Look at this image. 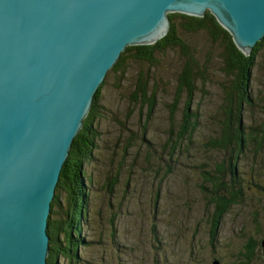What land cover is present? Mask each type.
<instances>
[{"label":"rangeland","instance_id":"1","mask_svg":"<svg viewBox=\"0 0 264 264\" xmlns=\"http://www.w3.org/2000/svg\"><path fill=\"white\" fill-rule=\"evenodd\" d=\"M182 36L196 45L209 72L192 105L198 129L186 137L188 150L180 138L174 139L179 167L168 169L171 129L182 124L185 112L184 105L176 113L170 107L184 63L176 50L151 69L159 105L149 120L126 105L139 71L148 65L129 60L125 71H109L96 147L85 165L92 177L86 183L82 231L86 243L75 264H240L253 242L250 264H264V148L256 136L264 128V48L251 79L252 101L242 109L246 135L252 137L235 158L241 198L213 234L215 208L201 186L209 185L205 172L236 154L232 148L224 152L214 145L225 123L229 76L220 68L217 43L203 33ZM188 162L196 173L186 170ZM65 196L63 191L62 200Z\"/></svg>","mask_w":264,"mask_h":264},{"label":"water","instance_id":"2","mask_svg":"<svg viewBox=\"0 0 264 264\" xmlns=\"http://www.w3.org/2000/svg\"><path fill=\"white\" fill-rule=\"evenodd\" d=\"M208 11L246 53L264 39V0H0V264H47L62 169L123 51Z\"/></svg>","mask_w":264,"mask_h":264},{"label":"trees","instance_id":"3","mask_svg":"<svg viewBox=\"0 0 264 264\" xmlns=\"http://www.w3.org/2000/svg\"><path fill=\"white\" fill-rule=\"evenodd\" d=\"M170 18V29L163 38L152 44L129 45L110 72L125 71L129 60L148 65L146 70L139 71L137 80L126 97V105L129 104L133 110L137 109L140 114H146V120H149L159 105L157 90L154 88L155 82L151 79V69L161 66L169 51L176 50L180 53L184 63L176 76V95L170 103L173 113L179 111L182 105L185 107L182 124L178 128L171 129L175 137H170L173 144L169 148L168 169H176L179 164L175 154L174 139L180 138L181 143L184 144L182 147L188 150L186 137L189 134L192 135L196 128L198 129L196 124L198 114L192 109L195 98L193 95L200 83L209 80V72L206 67H203L201 57H198L196 45L189 43L182 35L203 33L218 44L219 58L222 60L220 68L229 76V80L225 87V100L228 103L224 110L225 123L222 124L221 135L214 140V145L224 152L232 148L236 154L231 155L228 163L224 161L215 166L213 171L205 172L204 176L209 185L201 186L207 193L209 201L214 204V221L216 222L212 225V232L215 234L219 221L241 198V189L237 188L235 158H239L245 143L252 137L246 135L242 122V109L244 105L252 101L251 79L257 55L264 48V39L256 44L252 53H246L238 47L230 31L210 11L203 17L171 13ZM107 78L108 75L95 95L94 103L74 139L70 155L62 169L49 217L48 264L79 262L80 246L86 243V238L82 235L86 217L84 208L88 199L86 183L87 178L92 181V177L87 176L85 165L96 147L99 120L104 112L102 109L104 104L101 103ZM191 109L195 114L193 118ZM256 136H259L258 142L264 148V128ZM256 136L254 141L257 145ZM187 164L184 166L186 170L195 172L189 162ZM116 172L119 170L117 169ZM113 186L111 185V188ZM63 191L67 193V197L65 196L62 200ZM254 247V242L248 245V253L244 255L243 262L240 264L251 263L255 255Z\"/></svg>","mask_w":264,"mask_h":264},{"label":"flooded vegetation","instance_id":"4","mask_svg":"<svg viewBox=\"0 0 264 264\" xmlns=\"http://www.w3.org/2000/svg\"><path fill=\"white\" fill-rule=\"evenodd\" d=\"M199 85H200V84H199ZM198 90H199V86H198ZM198 90L196 91V93H195L193 96H196V95H197ZM191 112H192V114H193V116H192V118H193L195 114L193 113L192 109H191ZM263 245H264V240H263ZM214 264H215V263H214Z\"/></svg>","mask_w":264,"mask_h":264},{"label":"bare ground","instance_id":"5","mask_svg":"<svg viewBox=\"0 0 264 264\" xmlns=\"http://www.w3.org/2000/svg\"><path fill=\"white\" fill-rule=\"evenodd\" d=\"M47 264H48V259H47Z\"/></svg>","mask_w":264,"mask_h":264}]
</instances>
